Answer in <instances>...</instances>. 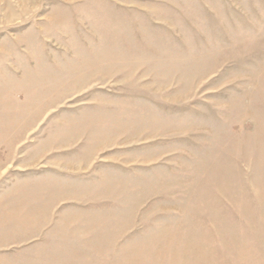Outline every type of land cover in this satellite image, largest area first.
<instances>
[{"label": "rangeland", "instance_id": "rangeland-1", "mask_svg": "<svg viewBox=\"0 0 264 264\" xmlns=\"http://www.w3.org/2000/svg\"><path fill=\"white\" fill-rule=\"evenodd\" d=\"M0 264H264V0H0Z\"/></svg>", "mask_w": 264, "mask_h": 264}]
</instances>
